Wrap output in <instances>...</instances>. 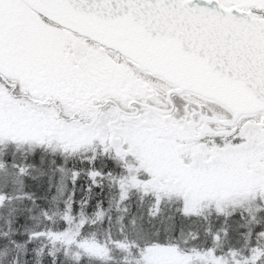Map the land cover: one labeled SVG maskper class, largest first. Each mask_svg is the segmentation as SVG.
<instances>
[{
  "label": "snow or ice",
  "instance_id": "6c2138e0",
  "mask_svg": "<svg viewBox=\"0 0 264 264\" xmlns=\"http://www.w3.org/2000/svg\"><path fill=\"white\" fill-rule=\"evenodd\" d=\"M0 264H264V0H0Z\"/></svg>",
  "mask_w": 264,
  "mask_h": 264
}]
</instances>
